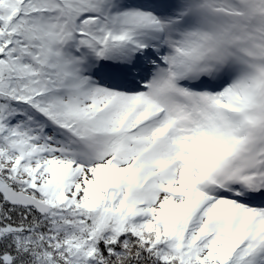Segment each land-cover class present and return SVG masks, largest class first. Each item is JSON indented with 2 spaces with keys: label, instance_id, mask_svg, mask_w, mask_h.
<instances>
[{
  "label": "rangeland",
  "instance_id": "rangeland-1",
  "mask_svg": "<svg viewBox=\"0 0 264 264\" xmlns=\"http://www.w3.org/2000/svg\"><path fill=\"white\" fill-rule=\"evenodd\" d=\"M220 1L103 0L108 19L54 22L74 52L57 100L87 133L12 128L32 195L80 221L101 197L104 215L126 206L133 232L196 249L192 264H264V0ZM78 230L73 264L95 258Z\"/></svg>",
  "mask_w": 264,
  "mask_h": 264
},
{
  "label": "trees",
  "instance_id": "trees-1",
  "mask_svg": "<svg viewBox=\"0 0 264 264\" xmlns=\"http://www.w3.org/2000/svg\"><path fill=\"white\" fill-rule=\"evenodd\" d=\"M102 1L0 0V180L15 189L30 194L32 189L26 184L29 171L8 160L9 154L16 152L17 142L30 141L13 132L15 125H26L32 131L49 129L47 140L58 137V130L65 126L87 133L83 124L76 125L64 102L57 100L70 77L74 56L73 40L67 34H57L65 26L77 27L89 18L96 20L104 15L108 19L109 10ZM124 1L152 5V0ZM220 2L221 6L225 4V0ZM55 21L61 22L58 33ZM74 31L85 35L82 27ZM91 45L97 50L105 44L94 41ZM21 176L23 183L14 181ZM103 206L106 204L101 197L80 221L76 212L59 214L66 209L59 210L56 204L47 213H40L33 206L9 203L0 192V264H73L70 243L77 239L80 227L91 229L89 248L95 256L82 264H192L196 249H173L168 240L151 242L142 238L131 230L138 221L125 213L126 206L119 214L107 209L105 215ZM230 242L232 259L239 244H251L243 238ZM244 258L234 259V264H242Z\"/></svg>",
  "mask_w": 264,
  "mask_h": 264
},
{
  "label": "water",
  "instance_id": "water-1",
  "mask_svg": "<svg viewBox=\"0 0 264 264\" xmlns=\"http://www.w3.org/2000/svg\"><path fill=\"white\" fill-rule=\"evenodd\" d=\"M14 181L18 183H23V181L18 178H14ZM0 192L2 193L4 199L11 204L33 206L40 213H46L50 208V205L48 203L39 199L35 195L26 193L22 190L15 189L8 183L0 184Z\"/></svg>",
  "mask_w": 264,
  "mask_h": 264
}]
</instances>
